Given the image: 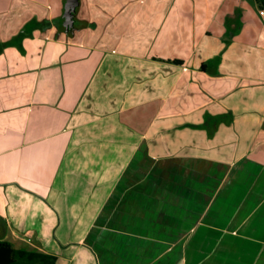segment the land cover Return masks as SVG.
Segmentation results:
<instances>
[{
  "label": "crops",
  "instance_id": "1",
  "mask_svg": "<svg viewBox=\"0 0 264 264\" xmlns=\"http://www.w3.org/2000/svg\"><path fill=\"white\" fill-rule=\"evenodd\" d=\"M67 1L0 0V237L56 264H264L259 0H78L61 30Z\"/></svg>",
  "mask_w": 264,
  "mask_h": 264
},
{
  "label": "trees",
  "instance_id": "2",
  "mask_svg": "<svg viewBox=\"0 0 264 264\" xmlns=\"http://www.w3.org/2000/svg\"><path fill=\"white\" fill-rule=\"evenodd\" d=\"M264 8V0H259ZM48 24V22H45ZM61 30L67 29L68 18L66 10L63 17L57 21ZM57 258L50 254L41 253L30 249H17L8 241L0 237V264H56Z\"/></svg>",
  "mask_w": 264,
  "mask_h": 264
},
{
  "label": "water",
  "instance_id": "3",
  "mask_svg": "<svg viewBox=\"0 0 264 264\" xmlns=\"http://www.w3.org/2000/svg\"><path fill=\"white\" fill-rule=\"evenodd\" d=\"M78 0H68L65 5V10L68 18V23L66 24L68 27L73 23V17L77 9ZM73 25V24H72Z\"/></svg>",
  "mask_w": 264,
  "mask_h": 264
},
{
  "label": "built area",
  "instance_id": "4",
  "mask_svg": "<svg viewBox=\"0 0 264 264\" xmlns=\"http://www.w3.org/2000/svg\"><path fill=\"white\" fill-rule=\"evenodd\" d=\"M261 14L264 15V10L261 11Z\"/></svg>",
  "mask_w": 264,
  "mask_h": 264
},
{
  "label": "rangeland",
  "instance_id": "5",
  "mask_svg": "<svg viewBox=\"0 0 264 264\" xmlns=\"http://www.w3.org/2000/svg\"><path fill=\"white\" fill-rule=\"evenodd\" d=\"M78 5H79V1L77 2V7H78Z\"/></svg>",
  "mask_w": 264,
  "mask_h": 264
}]
</instances>
